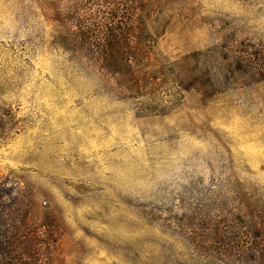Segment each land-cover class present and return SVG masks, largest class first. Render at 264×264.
I'll list each match as a JSON object with an SVG mask.
<instances>
[{"label":"rangeland","instance_id":"374dc122","mask_svg":"<svg viewBox=\"0 0 264 264\" xmlns=\"http://www.w3.org/2000/svg\"><path fill=\"white\" fill-rule=\"evenodd\" d=\"M125 3L0 0V211L48 264H264V0L149 1L137 93L78 43Z\"/></svg>","mask_w":264,"mask_h":264},{"label":"trees","instance_id":"16d2710c","mask_svg":"<svg viewBox=\"0 0 264 264\" xmlns=\"http://www.w3.org/2000/svg\"><path fill=\"white\" fill-rule=\"evenodd\" d=\"M125 1L127 9L121 6L118 13L119 28L110 27L106 31L99 27L94 31L85 29L79 35L78 43H86L80 47L97 56L94 66L101 82L114 91L137 93L148 73H152L150 61L154 54L153 37L146 29L144 17L138 14L149 5V1L155 0ZM92 35L101 39L103 44L93 45L89 41ZM146 68H149L147 72ZM29 216L26 203L17 204L12 211L1 209L0 264H48L44 246H48L49 241L32 226Z\"/></svg>","mask_w":264,"mask_h":264}]
</instances>
